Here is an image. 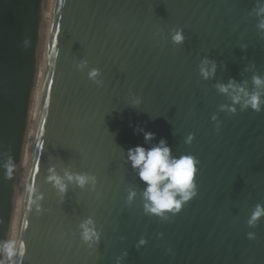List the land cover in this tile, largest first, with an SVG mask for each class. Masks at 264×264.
Instances as JSON below:
<instances>
[{
  "label": "water",
  "instance_id": "obj_1",
  "mask_svg": "<svg viewBox=\"0 0 264 264\" xmlns=\"http://www.w3.org/2000/svg\"><path fill=\"white\" fill-rule=\"evenodd\" d=\"M255 3L0 0V241H23L22 264H116L125 250L122 264H264V217L247 223L264 205V110L220 111L215 88L264 76ZM204 56L220 64L214 80L199 74ZM137 126L199 161L197 195L168 219L144 213L126 155L148 146ZM52 166L95 175V190L70 185L61 199ZM89 217L102 232L92 249L79 228Z\"/></svg>",
  "mask_w": 264,
  "mask_h": 264
},
{
  "label": "clouds",
  "instance_id": "obj_2",
  "mask_svg": "<svg viewBox=\"0 0 264 264\" xmlns=\"http://www.w3.org/2000/svg\"><path fill=\"white\" fill-rule=\"evenodd\" d=\"M250 15L258 19L256 27L260 35L264 37V0H256ZM171 39L174 44L184 43L183 30H174ZM24 43L27 46L28 41ZM240 47L246 50L248 45L241 44ZM224 67L226 70L227 66ZM251 67H255V64L253 63ZM77 68L81 71L87 69L88 78L97 84L101 83L98 79L99 69H89L87 60H81ZM219 69L220 64L208 56H204L198 66L200 76L206 81L216 79ZM215 88L228 100L227 103L220 105V111L235 114L238 109L245 111L250 108L256 112L264 110V76L258 72H254L251 76V87L247 79L238 81L235 78H229L227 82H217ZM140 103L141 101L136 99L129 106L139 109ZM212 120H217L216 115L212 116ZM217 130L219 131V125H217ZM136 132L143 134L145 144L148 146L138 145L130 148L126 151V155L131 168L144 185L143 191L139 194L143 201L144 213L168 219L166 213L172 215L179 213L183 205L197 195L199 161L192 155H176L165 138L154 142L156 134L143 127L137 126ZM193 139L194 134H189L184 142L191 144ZM13 167L9 159L4 165L6 175H11ZM47 180L60 194L61 199L67 194L70 185L81 189L91 186L95 190L98 183L97 177L93 174L65 169L61 175L55 166L49 169ZM137 195L135 190H129L127 202L131 204ZM262 217H264V205L257 204L247 223L250 227H255ZM79 228L81 240L88 248L92 249L99 244L102 232L97 229L93 218L89 217L82 221ZM248 238L255 239V233L249 232ZM145 243L146 241L141 239L137 248L139 249ZM24 255L23 241L18 242L15 238L0 241V264H22ZM127 256L128 252L125 250L122 257H117L116 264H122V259Z\"/></svg>",
  "mask_w": 264,
  "mask_h": 264
},
{
  "label": "bare ground",
  "instance_id": "obj_3",
  "mask_svg": "<svg viewBox=\"0 0 264 264\" xmlns=\"http://www.w3.org/2000/svg\"><path fill=\"white\" fill-rule=\"evenodd\" d=\"M52 14H53V10H52Z\"/></svg>",
  "mask_w": 264,
  "mask_h": 264
}]
</instances>
